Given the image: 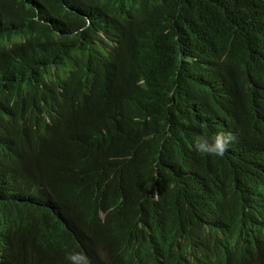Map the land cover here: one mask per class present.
<instances>
[{"label":"trees","instance_id":"16d2710c","mask_svg":"<svg viewBox=\"0 0 264 264\" xmlns=\"http://www.w3.org/2000/svg\"><path fill=\"white\" fill-rule=\"evenodd\" d=\"M262 132L264 0H0V264H264Z\"/></svg>","mask_w":264,"mask_h":264},{"label":"clouds","instance_id":"9594fccd","mask_svg":"<svg viewBox=\"0 0 264 264\" xmlns=\"http://www.w3.org/2000/svg\"><path fill=\"white\" fill-rule=\"evenodd\" d=\"M258 148L264 150V132L249 136ZM232 136L229 133L220 131L212 136L200 135L194 138L195 150L204 155L223 157L229 148ZM226 243L217 252L221 258V264H235L234 257L238 246L241 244L238 237L233 235L232 227L224 232ZM68 264H90L88 256L83 251H70L66 253Z\"/></svg>","mask_w":264,"mask_h":264},{"label":"bare ground","instance_id":"6f19581e","mask_svg":"<svg viewBox=\"0 0 264 264\" xmlns=\"http://www.w3.org/2000/svg\"><path fill=\"white\" fill-rule=\"evenodd\" d=\"M169 198V196H167ZM165 202V201H164Z\"/></svg>","mask_w":264,"mask_h":264}]
</instances>
